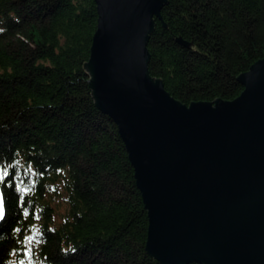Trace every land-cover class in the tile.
<instances>
[{"label":"trees","instance_id":"trees-1","mask_svg":"<svg viewBox=\"0 0 264 264\" xmlns=\"http://www.w3.org/2000/svg\"><path fill=\"white\" fill-rule=\"evenodd\" d=\"M166 1L149 76L184 105L237 98V78L264 57V0ZM96 24L94 0H0V264H160L123 141L84 69Z\"/></svg>","mask_w":264,"mask_h":264},{"label":"water","instance_id":"water-1","mask_svg":"<svg viewBox=\"0 0 264 264\" xmlns=\"http://www.w3.org/2000/svg\"><path fill=\"white\" fill-rule=\"evenodd\" d=\"M94 2L84 69L133 167L146 252L160 264H264V57L239 75L234 100L184 105L148 74L147 41L167 1Z\"/></svg>","mask_w":264,"mask_h":264}]
</instances>
